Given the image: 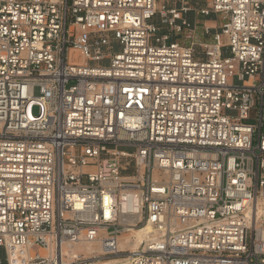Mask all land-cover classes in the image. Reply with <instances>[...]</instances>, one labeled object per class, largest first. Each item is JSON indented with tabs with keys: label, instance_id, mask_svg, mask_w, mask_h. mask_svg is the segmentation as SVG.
<instances>
[{
	"label": "built area",
	"instance_id": "2783aa9c",
	"mask_svg": "<svg viewBox=\"0 0 264 264\" xmlns=\"http://www.w3.org/2000/svg\"><path fill=\"white\" fill-rule=\"evenodd\" d=\"M159 1L0 0V264H264V0Z\"/></svg>",
	"mask_w": 264,
	"mask_h": 264
},
{
	"label": "bare ground",
	"instance_id": "6f19581e",
	"mask_svg": "<svg viewBox=\"0 0 264 264\" xmlns=\"http://www.w3.org/2000/svg\"><path fill=\"white\" fill-rule=\"evenodd\" d=\"M257 206L260 209H264V197L258 198L256 200ZM127 233L123 234L120 237V247L121 249H128L130 251H135L140 243L147 239L148 234L150 233V227L145 225L140 229L128 228ZM75 252L77 253H86V254H97L100 253V248L98 244L85 245L78 244L74 247ZM125 261L122 259H113L106 261H98L91 264H124Z\"/></svg>",
	"mask_w": 264,
	"mask_h": 264
},
{
	"label": "rangeland",
	"instance_id": "374dc122",
	"mask_svg": "<svg viewBox=\"0 0 264 264\" xmlns=\"http://www.w3.org/2000/svg\"><path fill=\"white\" fill-rule=\"evenodd\" d=\"M159 1V0H158ZM160 2V1H159ZM173 3L172 2H167L166 3V6H172ZM187 5L188 7L192 8V9H195V8H198L200 6V4L195 0H192V1H188L187 2ZM190 21H193L195 23V26H196V29H195V33H194V42L196 44H200V43H203L205 41H208V39H210V36L209 35H205L204 32H203V29H202V24L207 20V19H213V20H216V22H209L207 24V27L208 28H211L210 30V34H212L219 26H220V23H221V19L222 17L221 16H211L210 18H204V17H201V16H196L194 14V12L192 13H189V15L186 16ZM153 23H155L157 26L161 27V29H163L164 27L161 25L160 21L158 18H154L152 20ZM161 33H164V30H162ZM183 43H185V41L183 40ZM115 50H117V47H115ZM35 114V113H34ZM254 112H252L250 114V120L247 121L246 123H249V124H252L254 123ZM126 151L130 152L131 149H127ZM125 235V234H124ZM0 258H2V253L0 252ZM122 258V257H121ZM103 261H106V260H103ZM94 263V262H92Z\"/></svg>",
	"mask_w": 264,
	"mask_h": 264
},
{
	"label": "crops",
	"instance_id": "0c3cea01",
	"mask_svg": "<svg viewBox=\"0 0 264 264\" xmlns=\"http://www.w3.org/2000/svg\"><path fill=\"white\" fill-rule=\"evenodd\" d=\"M209 22H215V21H214L213 19H207V20L202 24V27H203V25L207 26V24H208Z\"/></svg>",
	"mask_w": 264,
	"mask_h": 264
},
{
	"label": "trees",
	"instance_id": "16d2710c",
	"mask_svg": "<svg viewBox=\"0 0 264 264\" xmlns=\"http://www.w3.org/2000/svg\"><path fill=\"white\" fill-rule=\"evenodd\" d=\"M0 261H2V258H0Z\"/></svg>",
	"mask_w": 264,
	"mask_h": 264
}]
</instances>
